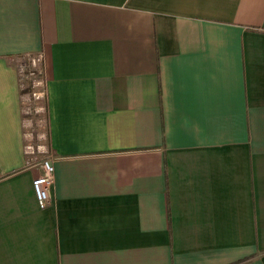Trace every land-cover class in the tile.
<instances>
[{"label":"crops","instance_id":"obj_1","mask_svg":"<svg viewBox=\"0 0 264 264\" xmlns=\"http://www.w3.org/2000/svg\"><path fill=\"white\" fill-rule=\"evenodd\" d=\"M37 55L44 208L16 64ZM235 263L264 264V0H0V264Z\"/></svg>","mask_w":264,"mask_h":264},{"label":"rangeland","instance_id":"obj_2","mask_svg":"<svg viewBox=\"0 0 264 264\" xmlns=\"http://www.w3.org/2000/svg\"><path fill=\"white\" fill-rule=\"evenodd\" d=\"M16 64L22 65L26 72H23L22 80V98L24 101V110L28 113L25 116L31 120L29 127L30 132L33 133V143L37 150V159L43 160L51 157L49 141V121L46 110V76L43 65L37 69V74L29 76V69H34L29 56L19 57ZM28 69V70H27ZM27 75V76H26ZM35 95L34 97V94Z\"/></svg>","mask_w":264,"mask_h":264},{"label":"built area","instance_id":"obj_3","mask_svg":"<svg viewBox=\"0 0 264 264\" xmlns=\"http://www.w3.org/2000/svg\"><path fill=\"white\" fill-rule=\"evenodd\" d=\"M24 57V56H23ZM31 59V63L34 67V69H29V76H33L37 74V69H39L40 66L43 65V57L42 55H37V56H29ZM17 69L19 73V84L20 85V92H21V100H22V110L23 111V125H24V138H25V143H24V150L25 153L28 156V163H33L37 159V150L36 147L33 143V133L28 131L30 127L31 120L28 119L25 114L27 113L24 109V101L22 98V80H23V72L25 71V68L19 64H17ZM28 70V69H27ZM27 76V75H26ZM45 94L47 96V92L45 90ZM37 95L36 93L34 94ZM47 98V97H46ZM46 109H47V104H46ZM26 112V113H25ZM28 114V113H27ZM36 154V155H35ZM41 161V160H40ZM43 173L41 175H38L34 181H33V190L37 199V203L39 204L40 207H47L51 202V192L52 188L55 183V163H54V157L51 154V157H47L43 159L41 162Z\"/></svg>","mask_w":264,"mask_h":264},{"label":"trees","instance_id":"obj_4","mask_svg":"<svg viewBox=\"0 0 264 264\" xmlns=\"http://www.w3.org/2000/svg\"><path fill=\"white\" fill-rule=\"evenodd\" d=\"M240 261H242V260H240ZM240 261H239V262H240ZM235 264H236V263H235Z\"/></svg>","mask_w":264,"mask_h":264}]
</instances>
